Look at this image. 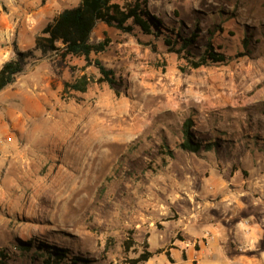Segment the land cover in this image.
Returning a JSON list of instances; mask_svg holds the SVG:
<instances>
[{"label":"rangeland","instance_id":"374dc122","mask_svg":"<svg viewBox=\"0 0 264 264\" xmlns=\"http://www.w3.org/2000/svg\"><path fill=\"white\" fill-rule=\"evenodd\" d=\"M57 1L66 9L80 0ZM148 6L169 28H179L181 37L196 32L189 46L194 53L210 39L226 62L191 69L162 38L146 45L140 38H149L137 32L96 27L93 42L110 40L96 58L122 81L111 87L95 82L97 69L82 57L31 52L18 77L49 67L57 76L50 91L37 94L42 106H22L35 118L23 121L18 169L7 171L0 201V248L8 251L7 264H43L57 247L86 264H130L150 229V248L166 245L177 226L176 211L206 194L195 180L203 173L176 167L193 161L179 147L186 118L204 148L216 145L210 131H229L232 121H243L247 129L261 120L263 133L264 0H148ZM83 74L90 78L85 92L63 90ZM129 237L134 245L125 250Z\"/></svg>","mask_w":264,"mask_h":264},{"label":"crops","instance_id":"0c3cea01","mask_svg":"<svg viewBox=\"0 0 264 264\" xmlns=\"http://www.w3.org/2000/svg\"><path fill=\"white\" fill-rule=\"evenodd\" d=\"M58 2L0 0V68L6 61L16 58V50L40 52L34 50L35 37L63 10L58 7ZM96 27L102 30L114 28L101 21L93 30ZM91 34L90 42H99H93ZM108 47L102 53L92 54L91 58L104 55ZM24 76H16L0 90V132L5 133L0 139V194H3L0 201L5 197L3 187L7 171L18 169L14 163L22 153L21 140L26 137L23 121L26 117L35 118L30 109L22 106L26 103L33 104L34 109L36 105L42 106L37 94L50 91L57 73L52 67L35 68L24 72ZM261 114L264 116V109ZM232 122L228 125L229 131L218 134L210 131L212 137L209 138L215 146H201L197 152L180 149V152L191 154L193 161L180 163L176 165L177 169L194 172L197 176L203 173V178L196 177L195 180L206 187V194L189 198L187 206L176 211L172 222H177V226L166 245L151 249L149 230L146 241L153 254L139 264H264V130L260 133L262 128L258 124L262 121L249 124L247 129L243 121ZM249 126L257 131L252 133ZM28 144L30 147L31 141ZM201 150L205 151L200 153ZM181 207L182 203L178 202V208ZM186 242L194 244L185 246Z\"/></svg>","mask_w":264,"mask_h":264},{"label":"trees","instance_id":"16d2710c","mask_svg":"<svg viewBox=\"0 0 264 264\" xmlns=\"http://www.w3.org/2000/svg\"><path fill=\"white\" fill-rule=\"evenodd\" d=\"M103 22L121 32L133 33L135 30L148 37L143 44L153 45V40L162 38L163 43L170 52L182 56L188 63L189 68L197 69L211 63L226 62V55L214 49L212 42L208 39L203 51L194 53L189 47L198 35L191 32L187 38L181 37L179 28H169L165 22L151 12L148 0H80L76 6L63 9L50 22H48L35 37L34 50L41 53H51L61 59L67 57H82L87 64H93L98 71L97 83H106L114 87L117 82L112 69L106 68L98 59L91 58L104 52L108 45V37L101 41L90 42V34L97 22ZM198 30V27L196 28ZM179 38L171 39L169 32ZM221 48V46H217ZM32 50H16V58L6 61L0 68V90L12 83L16 76L23 71L24 59ZM90 84V78L85 74L73 81L64 83V91L85 92ZM191 118H186L182 123L183 141L179 147L188 152H197L201 145L194 140L190 132L192 126ZM206 145L205 147H209ZM29 249L30 242L27 243ZM134 245L131 237L123 242L125 250ZM156 252H161L157 250ZM152 252L148 250L147 241L142 243L141 252L129 260L130 264H139L147 261ZM9 259L8 251L0 248V264H7ZM67 259L71 264H86L87 259L69 253L68 249L57 247L54 249V256L43 259V264H59L61 260Z\"/></svg>","mask_w":264,"mask_h":264},{"label":"built area","instance_id":"2783aa9c","mask_svg":"<svg viewBox=\"0 0 264 264\" xmlns=\"http://www.w3.org/2000/svg\"><path fill=\"white\" fill-rule=\"evenodd\" d=\"M190 244H194L193 242H186L185 246H189Z\"/></svg>","mask_w":264,"mask_h":264}]
</instances>
